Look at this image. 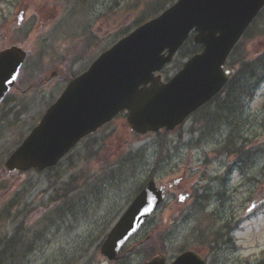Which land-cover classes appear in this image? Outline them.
Masks as SVG:
<instances>
[{
  "label": "rangeland",
  "instance_id": "obj_1",
  "mask_svg": "<svg viewBox=\"0 0 264 264\" xmlns=\"http://www.w3.org/2000/svg\"><path fill=\"white\" fill-rule=\"evenodd\" d=\"M147 1L154 4L151 9L172 3L0 0V50L18 45L27 53L19 86L0 106V236L4 241H16L11 248L16 264H105L99 255V242L151 175L156 185H166L165 201L133 236L117 264H143L142 256L132 253V248L156 234L165 240L163 254L168 262L187 248L205 255L206 264L264 261V16L238 49L242 58L259 67L252 80V102L228 106L224 120L218 116V107L236 97L225 91L180 128L156 135H137L130 131L123 115L115 118L91 138L99 150L97 156L113 164V176H101L96 186L86 187L85 203L62 210L54 225L43 223L47 222L45 208L52 197L49 184L59 172L67 175L72 170L83 157L85 146L77 147L51 172L7 174L3 170L10 152L61 94L69 73L86 71L123 36L127 26L131 29L142 20L144 9H149ZM80 45H88L87 51L79 52L82 57L71 62ZM185 58L178 57V65L173 62L165 68L166 77L175 74ZM239 58L237 53L228 63ZM207 116L212 119L200 128ZM194 130L198 133H192ZM228 144L244 150L233 155L222 153ZM244 151L246 155L240 156ZM186 194L190 198L183 204L178 196ZM254 201L263 204L250 218L246 209ZM227 223L232 225L228 235L223 230ZM214 230L226 235L223 242L202 244L201 238L209 239Z\"/></svg>",
  "mask_w": 264,
  "mask_h": 264
},
{
  "label": "water",
  "instance_id": "obj_2",
  "mask_svg": "<svg viewBox=\"0 0 264 264\" xmlns=\"http://www.w3.org/2000/svg\"><path fill=\"white\" fill-rule=\"evenodd\" d=\"M264 0H178L157 18L143 24L102 53L87 72L71 80L21 145L7 158L9 172L54 166L84 136L127 110L131 130L144 134L172 130L225 84L223 65ZM196 32L200 54L187 61L167 84L154 76ZM5 71L0 74V103L16 84L26 54L7 48ZM7 77V80L4 79ZM162 189L148 182L108 234L101 253L109 260L162 202ZM145 264H165L154 259ZM172 264H203L192 253Z\"/></svg>",
  "mask_w": 264,
  "mask_h": 264
},
{
  "label": "trees",
  "instance_id": "obj_3",
  "mask_svg": "<svg viewBox=\"0 0 264 264\" xmlns=\"http://www.w3.org/2000/svg\"><path fill=\"white\" fill-rule=\"evenodd\" d=\"M169 1L172 2L174 0H156L155 2L158 5H163L164 2ZM149 9H144V17L142 20H139L133 25V27L139 26L142 24L146 19L156 16L162 9L153 8L151 7L154 5L153 3L148 2ZM157 6V5H156ZM264 16V10L262 11L261 16H259L258 20ZM257 20V21H258ZM257 21L252 25L254 26ZM252 26L247 30L246 34L242 39H244L247 34L250 32ZM130 29V26H127L125 30L122 31V34H127V31ZM87 46H83L84 50H86ZM239 44L234 49L231 57L235 54H240V58L235 63H228V67L232 70V76L229 79L225 90L231 93H234L236 97H243V100L250 101L252 96L254 95L255 84L252 83V80L257 74L258 66H254V63L248 62V60L244 57L242 58V54L238 52ZM201 50L200 46H196L193 44L191 40H188L182 47L180 52L181 59L183 57H189ZM260 66V65H259ZM23 73V72H22ZM21 79V78H20ZM20 81V80H19ZM20 82H18L19 85ZM85 146L84 152H82L83 158L86 160L90 159V157H97L99 150L95 149V141L91 140V138L86 139L83 143ZM101 148V146H100ZM231 150H236V148H232ZM102 151V150H101ZM103 159V158H102ZM133 159V157H132ZM100 168L95 169L96 167H87L88 169H83L79 171L77 174L73 173L69 176L66 182L61 183L58 187L53 190V194L56 195L52 198V201L49 202V207L45 208V218L47 219V225H54L57 219H61L59 216V212L66 209L70 211L71 209H75L78 204H82L86 200L85 195V188H79V186L84 183L87 184L88 182L91 185V188L96 186L97 179L99 175H112L110 170L113 167L109 161L103 162ZM116 170H119V165ZM58 203V204H57ZM85 203V202H84ZM46 228V226L44 225ZM11 239V238H10ZM212 241L215 240V236H212ZM4 249L0 252V264H16V257L11 251V248L15 246V240H8L5 239ZM142 246V247H141ZM140 247V248H139ZM164 250V239H162L160 234H157L151 240L143 241L141 245H138L134 248L133 251L142 255L143 259H147L148 257H152L156 255L158 252H163ZM93 262V261H92ZM87 264H91L89 261Z\"/></svg>",
  "mask_w": 264,
  "mask_h": 264
},
{
  "label": "snow or ice",
  "instance_id": "obj_4",
  "mask_svg": "<svg viewBox=\"0 0 264 264\" xmlns=\"http://www.w3.org/2000/svg\"><path fill=\"white\" fill-rule=\"evenodd\" d=\"M4 53L5 51L0 50V74H2L5 71V67H6V59L4 58ZM15 71V69H11L9 70V75L12 78V81H15L17 79V77L15 75H12V72ZM5 80H7V77H4Z\"/></svg>",
  "mask_w": 264,
  "mask_h": 264
}]
</instances>
